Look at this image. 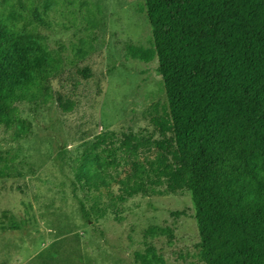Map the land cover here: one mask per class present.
I'll use <instances>...</instances> for the list:
<instances>
[{"label":"trees","instance_id":"trees-1","mask_svg":"<svg viewBox=\"0 0 264 264\" xmlns=\"http://www.w3.org/2000/svg\"><path fill=\"white\" fill-rule=\"evenodd\" d=\"M143 2L152 45L127 44L125 53L156 61L165 103L153 107L151 131L97 135L74 170L73 193L117 206L187 192L199 263L264 264V0ZM60 70L25 28L0 16V128L26 136L19 103L55 100L70 112L49 85ZM135 259L164 264L152 247Z\"/></svg>","mask_w":264,"mask_h":264},{"label":"rangeland","instance_id":"rangeland-1","mask_svg":"<svg viewBox=\"0 0 264 264\" xmlns=\"http://www.w3.org/2000/svg\"><path fill=\"white\" fill-rule=\"evenodd\" d=\"M0 16L59 60L51 93L72 106L19 103L26 136L0 128V264H138L147 247L164 264H201L189 193L113 206L72 190L97 135L151 131L153 107L165 103L156 61L125 53L152 45L143 0H0Z\"/></svg>","mask_w":264,"mask_h":264}]
</instances>
